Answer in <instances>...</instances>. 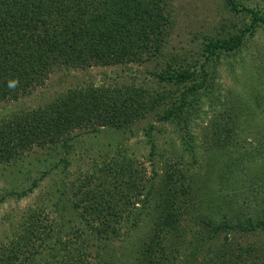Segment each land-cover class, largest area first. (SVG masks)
<instances>
[{
  "label": "trees",
  "instance_id": "16d2710c",
  "mask_svg": "<svg viewBox=\"0 0 264 264\" xmlns=\"http://www.w3.org/2000/svg\"><path fill=\"white\" fill-rule=\"evenodd\" d=\"M225 2L230 10L245 17L235 33L208 39L207 57L239 51L264 27V10L237 0ZM167 4L166 0H0V101H18L44 86L58 70L144 63L162 55L172 28ZM153 76L158 83L175 87L177 99L168 104L166 91L149 93L135 85H77L41 106L12 112L0 120V168L35 147L68 151L76 130L114 128L126 129L127 133L151 112L160 121L177 118L184 122L186 112H192L191 107L196 110L198 94L211 90L204 67L198 71L168 64ZM10 82H16L15 86L9 87ZM162 106V112H158ZM147 128L153 155L154 125ZM187 146L193 155L195 147L189 142ZM116 149L123 160L113 159L105 165L96 188L88 179L92 177H85L80 183H72L71 188L65 185L70 191H62L49 206L39 204L23 210L11 223L8 235L0 240V264H101L94 245L98 242L105 247L108 239L127 232L122 231L121 221H130L132 227L141 221L139 217L149 204L148 183L155 178L144 181L135 172L132 160L127 159L126 149ZM164 176L172 202L167 204L165 200L168 209L163 208L161 223L169 227L168 232H178L190 208L194 183L173 165ZM37 186L34 180L17 196H26ZM62 224H71L64 235ZM236 227L264 229V221ZM157 228L158 232L164 230ZM234 228L224 222L210 225L213 236ZM166 237L155 232L137 251L140 254L132 264H172L176 260L172 255L186 244L179 249L172 242L167 246ZM223 244L214 254L215 264H246L243 251H228Z\"/></svg>",
  "mask_w": 264,
  "mask_h": 264
},
{
  "label": "rangeland",
  "instance_id": "374dc122",
  "mask_svg": "<svg viewBox=\"0 0 264 264\" xmlns=\"http://www.w3.org/2000/svg\"><path fill=\"white\" fill-rule=\"evenodd\" d=\"M166 1L172 28L162 55L144 63L58 70L44 86L18 101H0V120L19 109L50 102L77 85H135L149 93L166 91L170 104L178 97L176 88L158 83L153 76L168 64L198 71L204 67L211 90L198 94L197 108L191 107L192 112H186L184 122L177 118L160 121L151 112L129 127L127 133L126 129L114 128H101L97 132L76 130L68 151L35 147L14 163L3 165L0 240H4L11 223L29 206H49L62 191L68 193L72 183H80L85 177L91 176L88 179L96 188L105 165L113 159L123 160L116 149L122 148L144 181L155 178L148 183L149 204L139 217L141 221L135 227L130 226V221H121L122 231L127 232L108 239L105 247L98 242L94 245L93 250L101 255V264L135 263V255L140 254L137 251L155 232L167 236L164 241L167 246L175 243L179 249L186 244L172 255L176 259L172 264H215L214 254L221 243L228 251H243L246 264H264V229L234 228L264 221V27L239 51L209 58L205 49L208 39L235 33L245 15L234 13L225 0ZM237 1L264 10V0ZM162 109L163 106L158 108V112ZM151 124L156 144L153 155L149 145L152 140L146 134ZM188 142L195 147L193 155L188 153ZM170 165L187 173L194 183L190 208L184 213L178 232H168L169 227L161 223L163 208L168 209L165 200L167 204L172 202L168 187L164 186V174ZM34 180L38 186L26 196L18 197ZM223 222L234 229H223L213 236L210 225ZM70 226L62 224V235ZM157 226L164 230L158 232Z\"/></svg>",
  "mask_w": 264,
  "mask_h": 264
},
{
  "label": "clouds",
  "instance_id": "9594fccd",
  "mask_svg": "<svg viewBox=\"0 0 264 264\" xmlns=\"http://www.w3.org/2000/svg\"><path fill=\"white\" fill-rule=\"evenodd\" d=\"M16 82H10L9 87H14Z\"/></svg>",
  "mask_w": 264,
  "mask_h": 264
}]
</instances>
